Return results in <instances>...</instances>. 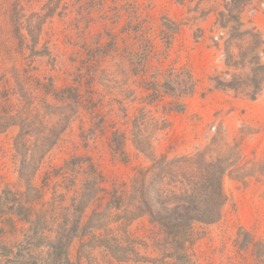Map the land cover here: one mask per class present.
<instances>
[{
    "label": "rangeland",
    "instance_id": "1",
    "mask_svg": "<svg viewBox=\"0 0 264 264\" xmlns=\"http://www.w3.org/2000/svg\"><path fill=\"white\" fill-rule=\"evenodd\" d=\"M204 4H217L219 30L229 34L218 68L204 79L169 59L147 103L162 95L173 112L207 108L211 100L193 93L213 88L222 93L218 122L189 131L187 149L144 156L137 168L136 156L120 153L133 164L122 178L89 154L105 95L115 105L122 92L114 64L129 43L112 34L113 15L102 13V0H0V264H264V111L252 115L264 105V0ZM120 10L143 22L140 6ZM127 25L128 40L142 30ZM84 39L101 72L75 66ZM159 122L142 110L133 146L145 153ZM164 138L178 142L172 131Z\"/></svg>",
    "mask_w": 264,
    "mask_h": 264
},
{
    "label": "crops",
    "instance_id": "2",
    "mask_svg": "<svg viewBox=\"0 0 264 264\" xmlns=\"http://www.w3.org/2000/svg\"><path fill=\"white\" fill-rule=\"evenodd\" d=\"M112 1L114 2L112 3ZM201 2H203V0H102V6L105 5L102 9V13L112 14L116 22V26L114 25L112 27V34H117L115 38L118 39V42L129 43V46L128 48H120L126 59L119 57L118 65L116 63L114 64L115 74L116 77L120 78L118 82L122 90V92L119 90L120 95H116L119 103H114L115 105L108 104L112 102L113 98L109 97V95H105L104 98L108 105L105 102L104 106L107 108L103 110L102 114H98L99 120H96L95 124V126L101 125L100 129L102 130V135H100L101 132L99 131L96 133L95 142L97 149L95 153L89 152V154L95 157L100 155L102 161L106 165L114 164L113 171L117 170V168L119 169L116 176L122 178L127 176L130 177L131 169L133 168L131 162H129L128 166L122 164L119 156L120 153L127 154V151L130 152V155L128 154L130 161H133V157L136 156L138 158L136 162L137 168L146 160L144 156L152 159V157L165 154L168 148H175L177 151L181 148L187 149L189 142H192L188 135L189 131L194 130L195 132H202L209 118L218 122V116L216 114H218L220 104L218 103L217 95H222V93L213 88L211 91L205 90L206 93H202V91L198 92V88H196L193 93L195 99L202 98L203 94L205 100H211V105L207 108L205 106V108L203 107L201 101L200 104L196 102L193 108L188 107V104L184 103L177 111L173 112L169 110L171 109L169 105L159 100L164 97L162 95L154 97L156 99L152 100V104L150 102L147 103L148 97L154 96V92H152L153 90L151 89L152 87H148V85L154 83L160 86L159 83L163 81V76L169 68V59L174 61V63H172L173 67L192 68V71L200 72L201 77L204 79H208L209 74H212V72L214 73V70L218 68L215 64V59L218 57L217 53L224 49L223 42L226 39L228 40L229 34L220 32L219 30V11L217 4L213 6L206 4L200 5ZM88 3L92 5L91 1H88ZM122 3L131 4L133 8L140 6L142 10H144V14H140L142 17H140L141 20L138 21L143 22L137 24L135 23L136 21L133 22V20H130L127 16L123 18L121 14L123 12H120L122 11L120 10ZM148 7H150V9H148ZM109 9L110 11H106ZM263 20L264 18L262 22ZM171 22L175 25L174 28H172L174 32L170 31ZM262 22L260 24H262ZM127 23L131 30L137 28V26L142 29L135 32L133 38L130 40H128L127 32H125V29L128 28ZM107 26L108 23L104 22L103 28ZM220 34H222L223 37L220 38L221 41L218 39V41L212 40V38ZM137 39H140V42H138ZM83 41H85V39ZM83 41L79 42V45L83 44L84 46ZM85 42L86 49L83 52L82 60L77 58L75 52L73 54V60H77L75 66L79 67L81 64L87 66L85 67L86 73L87 70H89L91 74L94 71L101 72L100 65L97 62V64L93 63V58H95L94 51L87 50V41ZM110 43L112 44L113 42ZM110 46L107 47L106 45L104 47H107L105 52L108 51ZM99 57H101V55ZM89 61L93 64L90 65ZM111 63L108 64V67L113 65ZM102 68L107 67L102 66ZM92 77L97 79V81L99 79V75H92ZM115 99L116 98H114V100ZM214 99L217 101H214ZM186 101H189V99H186ZM245 102L244 105H247V101ZM260 102L261 101H258V103ZM197 105L200 106V108H204V110L202 109L203 111L198 112ZM122 106H124L123 111L120 110ZM263 108L264 105L258 106V109L252 112V115L261 114L264 111ZM158 109H162L166 114L159 112ZM142 110L146 112L149 111L156 119L160 118L163 120V122H159L157 136L154 138L155 140L150 141V144L146 147L145 153L135 148L136 146H133L134 141H132L136 136L133 122ZM232 115H237V112L234 111L223 118L224 120H229ZM166 124L170 126L165 127ZM170 131L174 132V136H177L178 142H169L164 138L165 133H169ZM260 133H258L257 137L249 136L247 142H250V144L253 142V144L256 145L255 141H251L254 137L258 139V142H261V140H259ZM115 136L119 137L122 142L115 140ZM182 142L184 144H181ZM263 145L264 142L259 143L257 146Z\"/></svg>",
    "mask_w": 264,
    "mask_h": 264
},
{
    "label": "trees",
    "instance_id": "3",
    "mask_svg": "<svg viewBox=\"0 0 264 264\" xmlns=\"http://www.w3.org/2000/svg\"><path fill=\"white\" fill-rule=\"evenodd\" d=\"M234 2H237V1H239V0H233ZM220 188V187H219ZM162 212H164V211H162ZM165 213V212H164ZM175 214H177V215H179V216H182V214L179 212V211H177V212H175ZM167 223L168 222H163L162 224H164V225H167ZM171 230V229H170Z\"/></svg>",
    "mask_w": 264,
    "mask_h": 264
}]
</instances>
